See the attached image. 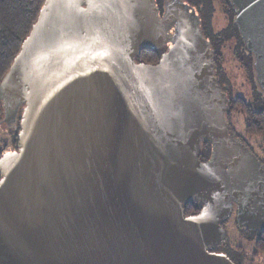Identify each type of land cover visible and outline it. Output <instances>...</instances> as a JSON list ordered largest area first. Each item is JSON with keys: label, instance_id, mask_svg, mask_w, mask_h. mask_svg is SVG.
Instances as JSON below:
<instances>
[{"label": "water", "instance_id": "obj_1", "mask_svg": "<svg viewBox=\"0 0 264 264\" xmlns=\"http://www.w3.org/2000/svg\"><path fill=\"white\" fill-rule=\"evenodd\" d=\"M230 2L264 94V0ZM169 6L45 1L0 85L24 106L0 161V264H234L215 252L233 205L264 230V164L227 120L196 11Z\"/></svg>", "mask_w": 264, "mask_h": 264}, {"label": "trees", "instance_id": "obj_2", "mask_svg": "<svg viewBox=\"0 0 264 264\" xmlns=\"http://www.w3.org/2000/svg\"><path fill=\"white\" fill-rule=\"evenodd\" d=\"M46 0H0V85L8 73L15 57L19 54L23 42L29 36L33 25L36 23L37 18ZM159 8L160 15L165 13V7L169 4H179L183 2L193 8L201 20L202 32L212 45V49L215 52V63L217 69L215 71V76L217 77L219 84L222 87L223 92H225L229 98V112L227 113V120L230 123L234 133L235 130L231 124V117L234 112L240 113L244 116L246 124L247 135L252 137H264V94L260 91L258 84L256 82V76L254 71V58L248 52L245 47L238 29L234 23L235 13L231 6L230 0H213L218 2L220 8L223 12L229 15L232 22L229 26V30L233 33L232 36L238 42V48L236 57L239 60L241 66L247 71L251 76L253 86L257 95L259 97L258 109L248 103L243 97L237 96L231 98L230 88L225 82L222 67H221V54L218 50L219 41L213 40L211 34L207 32L204 24V14L202 10V3L199 0H155ZM166 47L160 49H145L142 50L140 56L137 59L139 63H145L150 65H156L161 56L166 52ZM241 52V56H239ZM262 105V107H261ZM1 114V113H0ZM236 135V134H235ZM238 138V136L236 135ZM239 139V138H238ZM240 140V139H239ZM247 147L248 144L243 140H240ZM249 148V147H248ZM250 149V148H249ZM211 155L210 144L205 143L202 147L201 156L202 159H209ZM198 208V209H197ZM199 204L188 205L186 208V215H193L199 211ZM260 252L264 250L260 249Z\"/></svg>", "mask_w": 264, "mask_h": 264}, {"label": "rangeland", "instance_id": "obj_3", "mask_svg": "<svg viewBox=\"0 0 264 264\" xmlns=\"http://www.w3.org/2000/svg\"><path fill=\"white\" fill-rule=\"evenodd\" d=\"M202 3L204 14V24L207 32H209L213 40L219 39L218 50L221 54V67L226 84L230 88L231 98L237 96L243 97L248 103L252 104L255 109L260 107L259 97L254 89L251 76L241 66L236 57L238 42L232 36V32L228 29L232 19L229 15L223 12L218 2L213 0H199ZM239 49V48H238ZM239 52V56H241ZM262 107V105H261ZM231 124L235 130V134L240 140L250 145L252 149L264 156V137H252L247 135L244 116L234 112L231 117ZM228 237L245 248L248 254L251 253V247L247 246L246 238L239 234L233 228V222L228 223ZM261 264H264V255L260 256Z\"/></svg>", "mask_w": 264, "mask_h": 264}, {"label": "flooded vegetation", "instance_id": "obj_4", "mask_svg": "<svg viewBox=\"0 0 264 264\" xmlns=\"http://www.w3.org/2000/svg\"><path fill=\"white\" fill-rule=\"evenodd\" d=\"M168 3L165 7V10L169 9ZM165 13H162L163 16ZM168 48V47H167ZM24 106L18 105L16 108H13L11 111L9 107L5 105L2 95H0V161L1 159L11 153H15L19 150V134L21 131V118L22 111ZM253 154L258 158V160L264 164V156L255 152L250 145H248ZM203 162H206L208 159H202ZM1 180V172H0ZM199 211L202 205L199 204ZM198 209V208H197ZM238 208L236 205H233L232 214L229 219L223 224V227L226 231V241L223 246L218 249L217 253L226 254L229 259L234 264H261L260 256L264 255V252H260V249L264 250V230H249L245 228H240L237 222ZM233 222V228L243 235L247 241V248L251 247L252 251L250 254L247 253L245 248L241 245H238L237 242H233L228 237V223ZM212 252V251H211Z\"/></svg>", "mask_w": 264, "mask_h": 264}]
</instances>
